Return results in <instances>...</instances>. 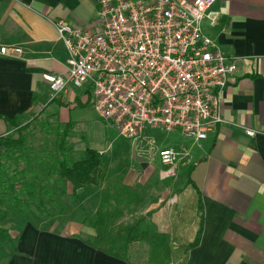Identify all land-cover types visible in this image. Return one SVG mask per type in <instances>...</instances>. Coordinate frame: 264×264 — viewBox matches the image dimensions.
<instances>
[{
  "label": "crops",
  "instance_id": "1",
  "mask_svg": "<svg viewBox=\"0 0 264 264\" xmlns=\"http://www.w3.org/2000/svg\"><path fill=\"white\" fill-rule=\"evenodd\" d=\"M96 1L0 0V44L22 48L18 56L0 54V136L11 128L5 118L15 120L34 106V113L43 109L72 123L83 119L71 117L76 108L94 113L92 96L83 90L42 103L49 93L42 73L66 72L67 52L53 20L91 28ZM211 10L217 20L204 21V32L240 63L222 93L223 121L198 142L178 130H150L163 133L151 161L160 163L158 150L171 147L180 153L182 172L145 202L144 232L167 248L169 264H264V0H218ZM172 134L179 138L171 141ZM200 223L198 243L187 247ZM86 239L70 236L68 228L49 233L30 222L13 247L7 241L0 249V264H136Z\"/></svg>",
  "mask_w": 264,
  "mask_h": 264
},
{
  "label": "built area",
  "instance_id": "2",
  "mask_svg": "<svg viewBox=\"0 0 264 264\" xmlns=\"http://www.w3.org/2000/svg\"><path fill=\"white\" fill-rule=\"evenodd\" d=\"M217 1L97 0L91 28L53 20L67 59L66 72L42 73L50 95L90 94L92 108L125 138L161 129L205 139L223 121L222 93L236 68L203 30L204 21L217 20ZM0 54L22 48L0 44ZM177 154L158 150L169 167Z\"/></svg>",
  "mask_w": 264,
  "mask_h": 264
},
{
  "label": "rangeland",
  "instance_id": "3",
  "mask_svg": "<svg viewBox=\"0 0 264 264\" xmlns=\"http://www.w3.org/2000/svg\"><path fill=\"white\" fill-rule=\"evenodd\" d=\"M239 64L235 62L236 68ZM58 97L47 93L42 103ZM89 107L94 113L86 108H76L70 112L72 118L83 119L75 121L68 130L66 146L71 149L68 157L72 161L81 158L87 147L98 151L104 168V183H108L111 194L118 195L120 202L116 204L110 200L113 216L103 241L96 247L124 255L128 261L136 264H169L164 250L151 248L138 238L145 233V202L154 201L162 190L171 187L170 182L175 181V177L181 176L182 171L177 166L180 153L172 167L158 163L157 159L151 161V155L157 152V142L163 133L154 135L147 131L138 137L125 138L100 117L91 105ZM38 110V106H34L15 118L18 125L31 121L22 132L25 141L18 150L5 151L2 158L0 229L7 232L12 247L22 229L30 222L49 233H59L68 228L70 236L93 238L94 230L90 223L94 219L104 186L86 184L77 188V196L72 194V184L60 177L56 170L59 160L58 135L63 132L67 121L56 113L46 111L32 120L34 112ZM4 135L17 136L11 128ZM177 138L178 134L170 136L171 141ZM150 165L157 169L145 171ZM67 222L69 225L65 226ZM131 226H134V240L123 253V238ZM6 237L0 231V249L8 245ZM173 255L175 259L178 256L176 252Z\"/></svg>",
  "mask_w": 264,
  "mask_h": 264
},
{
  "label": "trees",
  "instance_id": "4",
  "mask_svg": "<svg viewBox=\"0 0 264 264\" xmlns=\"http://www.w3.org/2000/svg\"><path fill=\"white\" fill-rule=\"evenodd\" d=\"M54 101V99H50L49 102ZM81 105L88 104V101L83 103H77ZM43 112V109H41L38 113H34L32 120H35L39 115H41ZM8 122L9 126H11L12 130L17 134L16 137L10 136V135H3L0 136V170L2 169V158L5 155V151L8 150H18L21 148L25 141V135L22 133L25 131L30 122L28 121L24 123L23 125H18L17 122L14 119L5 118ZM73 125L72 122L68 121L65 125V128L62 133L58 135V145H57V152L59 155V160L57 162V172L60 177L67 180L72 184V194L74 196H77L76 190L78 187L86 184L99 186L104 185L101 191V197L98 204V207L95 211L94 219L91 221V227L94 230V237L93 238H87L85 240V243L88 245L101 249L103 251V248L96 247L97 244L101 243L104 238V234L107 231V227L109 224L110 218L113 216V210L110 209V200H114L116 204H119V197L118 195L114 196L111 194L110 187L108 183L105 182V176H104V168L103 163L101 160V157L93 148L87 147L83 150L82 157L77 160H70L68 157V152H70V148L66 146V136L68 133L69 128ZM198 213L200 214V217L202 216V206L200 202H198ZM134 229V226L128 227L125 237L123 238V243L121 245V250H123V253H125L128 250V245L134 240V236L132 235V230ZM1 232L6 234L7 241L9 244L11 243V238L7 234V232L4 229H0ZM201 231V223L200 228L198 230L197 236L194 239V241L189 244L187 247H193L198 243L199 235ZM138 240L145 242L148 244L149 247L157 249V250H164L166 257L168 254L167 248L164 246H158L154 242L148 239L146 233H143ZM108 252V251H106ZM109 254L119 257L126 260V257L124 255H119L117 253L108 252ZM168 259V258H167Z\"/></svg>",
  "mask_w": 264,
  "mask_h": 264
}]
</instances>
